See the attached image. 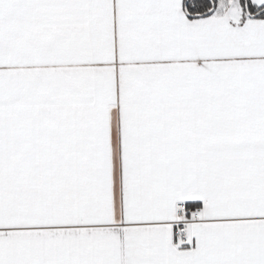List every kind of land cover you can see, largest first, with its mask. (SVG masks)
<instances>
[{
    "label": "snow or ice",
    "instance_id": "snow-or-ice-1",
    "mask_svg": "<svg viewBox=\"0 0 264 264\" xmlns=\"http://www.w3.org/2000/svg\"><path fill=\"white\" fill-rule=\"evenodd\" d=\"M0 264H264V0H0Z\"/></svg>",
    "mask_w": 264,
    "mask_h": 264
}]
</instances>
